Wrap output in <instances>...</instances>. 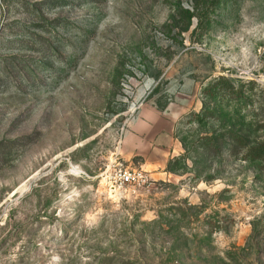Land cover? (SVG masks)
I'll list each match as a JSON object with an SVG mask.
<instances>
[{"label": "rangeland", "instance_id": "1", "mask_svg": "<svg viewBox=\"0 0 264 264\" xmlns=\"http://www.w3.org/2000/svg\"><path fill=\"white\" fill-rule=\"evenodd\" d=\"M146 110L172 132L127 140ZM229 133L264 142V0H0V264H264V162L203 148Z\"/></svg>", "mask_w": 264, "mask_h": 264}, {"label": "trees", "instance_id": "2", "mask_svg": "<svg viewBox=\"0 0 264 264\" xmlns=\"http://www.w3.org/2000/svg\"><path fill=\"white\" fill-rule=\"evenodd\" d=\"M202 24V23H201ZM203 94L207 98L215 97L219 94L224 95H235L237 91L234 86L230 84L225 78H218L214 81L213 84H210L207 88L204 89ZM216 114L206 110V104L202 109L201 113H192L189 116V124H203L206 120L215 117ZM203 148L209 152H214L219 155L229 149H235L236 147L244 148L246 150V158L249 161H259L264 162V142L257 143L255 145H249V142L244 137L235 134L229 133L228 140L229 144L225 140H221L218 137L207 136L204 139ZM232 144V145H231ZM171 162L167 165L168 172H171L168 168Z\"/></svg>", "mask_w": 264, "mask_h": 264}, {"label": "crops", "instance_id": "3", "mask_svg": "<svg viewBox=\"0 0 264 264\" xmlns=\"http://www.w3.org/2000/svg\"><path fill=\"white\" fill-rule=\"evenodd\" d=\"M151 111L146 110L143 116H140L133 124L129 125L127 129L126 139H146L157 140L161 134L171 133L174 123H169L166 119L158 117L154 120L149 116ZM172 126V128H171Z\"/></svg>", "mask_w": 264, "mask_h": 264}, {"label": "built area", "instance_id": "4", "mask_svg": "<svg viewBox=\"0 0 264 264\" xmlns=\"http://www.w3.org/2000/svg\"><path fill=\"white\" fill-rule=\"evenodd\" d=\"M146 181V175L141 170H118L113 177V187L122 189L126 186L141 185L146 183Z\"/></svg>", "mask_w": 264, "mask_h": 264}]
</instances>
